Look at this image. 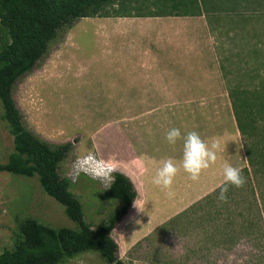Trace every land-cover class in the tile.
Instances as JSON below:
<instances>
[{
  "label": "rangeland",
  "instance_id": "374dc122",
  "mask_svg": "<svg viewBox=\"0 0 264 264\" xmlns=\"http://www.w3.org/2000/svg\"><path fill=\"white\" fill-rule=\"evenodd\" d=\"M146 1L110 0L94 15L62 29L47 53L14 85V98L31 131L52 144L74 141L73 150L60 164L61 176L67 177L73 161L86 151L98 150L100 156L114 160L116 171L128 167L131 133L145 135L144 114L153 109L164 110L157 123H163V128L154 130L162 129L163 137L179 128L182 136L195 130L209 144L219 141L218 170L225 163L241 169L248 166L245 144L264 147V0H210L208 5L217 4V9L208 13L200 0L165 1L187 22L180 31L186 38L184 47L174 42L168 47L185 51V89L162 92L168 99L187 101L183 107L167 108L128 105L133 94L120 91L114 83L117 58L111 52L103 54L110 40L99 37L121 34L120 19L145 18ZM105 23L110 24L104 27ZM129 34L136 32L130 29ZM130 44L112 42L111 46L129 51ZM235 111L244 126L247 121L252 125L249 134L239 132ZM13 149L0 104V163ZM175 151L174 146L168 150L170 157ZM179 151L177 165L183 170V148ZM209 169L212 173L205 172L217 177L214 164ZM246 183L228 187L226 202L218 199L221 188L217 186L219 190L176 209L167 210L170 207L159 203L142 208V212L162 209L165 216L158 218H139L136 200L112 233L120 258L126 264H264V210L258 208L264 202V179L258 185ZM71 189L83 204L85 220L93 226L121 205L117 199L99 198L97 192L105 184L84 175ZM25 217L54 227H77L64 206L42 189L38 176L0 171V253L12 247L17 220ZM61 264L108 263L99 252L85 251Z\"/></svg>",
  "mask_w": 264,
  "mask_h": 264
},
{
  "label": "trees",
  "instance_id": "16d2710c",
  "mask_svg": "<svg viewBox=\"0 0 264 264\" xmlns=\"http://www.w3.org/2000/svg\"><path fill=\"white\" fill-rule=\"evenodd\" d=\"M108 1L0 0L3 8L0 15V104L14 148L7 161L0 163V171L38 176L42 189L63 205L67 216L77 224V227H54L34 217L18 219L13 245L0 253V264H61L85 251L99 252L108 264H126L119 256V244L112 233L135 203L137 190L133 182L116 171L112 183L98 191L97 196L103 200H120L121 205L102 224L93 226L87 222L83 204L71 189L72 182L59 172L61 162L74 148V141L52 144L31 131L13 92L17 80L35 67L59 31L94 15ZM209 1L200 0L205 13L217 9V4L209 6ZM245 104L242 103L243 107ZM235 115L240 133L249 134L252 125L247 121L244 126L236 111ZM245 153L248 166L242 168V175L249 184L258 185L260 179H264V147L245 144ZM261 206L259 210H264V202Z\"/></svg>",
  "mask_w": 264,
  "mask_h": 264
},
{
  "label": "crops",
  "instance_id": "0c3cea01",
  "mask_svg": "<svg viewBox=\"0 0 264 264\" xmlns=\"http://www.w3.org/2000/svg\"><path fill=\"white\" fill-rule=\"evenodd\" d=\"M165 1L172 0H147L145 18L135 19L132 22L130 18L124 21L120 19L121 23H119L118 28L121 34L110 37L99 35L101 39L110 40L106 44L108 48L103 51V54L111 52L116 56L117 60L114 61V83L120 91L128 90L133 94V98L130 99L131 102L128 104L131 107L167 108L186 105L187 100L180 98L168 99L162 93L169 90L185 89L186 74V56L183 50L186 38L185 35H180V31L181 28L186 26L187 22L176 15L179 11H176L174 6L168 8ZM192 1L195 3V0ZM122 9L125 11L124 6H122ZM189 23L194 22L190 20ZM109 24L105 23L104 27H108ZM130 29L136 34L130 35ZM175 30L178 32L177 35L174 34ZM139 32L141 33L139 34ZM112 42L116 44L130 42L129 51L122 50V47L120 50L115 51L114 48L117 49V46L112 47ZM173 42L181 43L182 50L169 51L168 47ZM180 69H182L181 72ZM180 75L182 76V82H180ZM176 83H179V85H176ZM154 92H159V94L156 95ZM163 111L153 109L144 114L146 122L143 134L145 135L138 136L137 132L134 136L135 133H131L129 138L131 147L129 166L120 170L131 179L137 190L135 201H140L137 211L139 218L165 216L162 209L157 210V212L154 211L156 214H152L154 212L146 209L142 212V208L146 207L147 203L166 204L167 208L170 207L167 210L176 209L180 206L179 204L185 201H191L194 197H202L211 190H216V187L224 182L223 168L218 170L215 162L214 170L219 173L217 177L206 173H212L208 168L203 170L199 179L195 181L190 178L189 174L183 173L180 168L171 187V192L174 193L172 196H168L166 194L167 190H163L153 183V178L162 162L165 159L172 158L178 164L181 159L179 150L183 148V141L178 139L174 145L169 144L166 136L163 137L162 129L154 131L156 128H163V123L160 124L161 126L157 124L164 117V114L161 115ZM133 128L134 125L131 126V130ZM136 129H138L137 126ZM173 146L177 147V151L170 157L168 150ZM141 212L145 214L140 215Z\"/></svg>",
  "mask_w": 264,
  "mask_h": 264
},
{
  "label": "clouds",
  "instance_id": "9594fccd",
  "mask_svg": "<svg viewBox=\"0 0 264 264\" xmlns=\"http://www.w3.org/2000/svg\"><path fill=\"white\" fill-rule=\"evenodd\" d=\"M183 139V157L181 167L190 175L192 180H198L202 171L209 168L217 160V152L220 150L219 141H213L211 144L206 142L201 135L193 130L183 134L179 128H172L166 133V140L169 144H175L178 139ZM117 170V165L111 158H104L97 151H86L73 161L72 169L66 177L72 183H76L81 175L87 176L92 180L105 184V188L112 183V174ZM180 168L172 158L165 159L157 169L153 178V183L167 190L168 196L174 195L171 187L174 178ZM242 169L237 166L225 163L223 166L224 185L220 189L218 199L226 202L228 185L231 184L237 188L243 187L246 183L242 175Z\"/></svg>",
  "mask_w": 264,
  "mask_h": 264
},
{
  "label": "built area",
  "instance_id": "2783aa9c",
  "mask_svg": "<svg viewBox=\"0 0 264 264\" xmlns=\"http://www.w3.org/2000/svg\"><path fill=\"white\" fill-rule=\"evenodd\" d=\"M113 176V175H112Z\"/></svg>",
  "mask_w": 264,
  "mask_h": 264
}]
</instances>
